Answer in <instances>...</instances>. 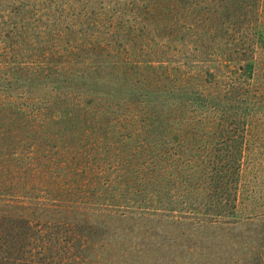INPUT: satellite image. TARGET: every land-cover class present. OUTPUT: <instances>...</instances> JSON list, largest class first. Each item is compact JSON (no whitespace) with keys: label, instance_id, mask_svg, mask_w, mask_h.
I'll use <instances>...</instances> for the list:
<instances>
[{"label":"rangeland","instance_id":"rangeland-1","mask_svg":"<svg viewBox=\"0 0 264 264\" xmlns=\"http://www.w3.org/2000/svg\"><path fill=\"white\" fill-rule=\"evenodd\" d=\"M137 4L0 0V76L46 112L0 115V264H264V92L225 94L237 64L195 79ZM83 100L102 134L69 118ZM74 150L103 172L59 191L45 158ZM158 166L163 186L140 180Z\"/></svg>","mask_w":264,"mask_h":264},{"label":"trees","instance_id":"trees-1","mask_svg":"<svg viewBox=\"0 0 264 264\" xmlns=\"http://www.w3.org/2000/svg\"><path fill=\"white\" fill-rule=\"evenodd\" d=\"M137 9L140 12L149 13L151 18L149 32L166 34L165 36L172 41L181 38L188 59L185 63L195 60L205 63L194 68L195 79L203 81L204 77L203 83H205L208 74L214 78L219 77L218 71L223 67L237 64L241 69L247 70L241 72L244 74L242 77H232L229 82L224 83L225 94L231 93L233 97H238L243 93V87L247 84L248 94L262 97L264 60L257 59V56H264V41L262 42L264 39V0H138ZM16 79L14 75L0 76V95L7 97V102L0 104V115L22 116L29 113L45 116L46 112L41 110L31 112L23 106L22 101L14 100L11 93L17 89L14 84ZM78 94L79 92L75 93L77 96ZM80 99L77 100L81 101ZM83 101L81 104L72 106L67 112L69 118L83 121L80 127L88 134H102L101 124L89 119L90 116H94L92 113L94 107L87 104V101ZM52 117L55 118L56 115L52 114ZM47 119L44 120L50 121ZM35 124L41 125V123ZM73 126L75 127L76 124ZM238 136H236V141H242V138ZM104 144L105 140L99 136L91 145L100 149L104 147ZM165 151L162 150L161 154L164 155ZM82 153L79 150L67 154L59 152L53 157L45 158L51 163V168H57L54 178L59 191L70 190L77 183L86 185L90 180L101 176L102 168L96 167L93 161H85L84 158L87 156ZM235 154L234 161L238 164L239 154ZM161 167L158 166L157 170H149L147 173L141 172L140 180L163 186L167 180L165 174L168 173L158 170ZM219 183L220 186L224 184ZM10 191L9 193L15 196V199L24 195L21 185L14 186ZM44 197L53 200L51 203L54 205L70 206L69 203L65 204V200L61 197ZM70 199L67 198V201ZM44 249L49 250L50 247L44 245Z\"/></svg>","mask_w":264,"mask_h":264}]
</instances>
